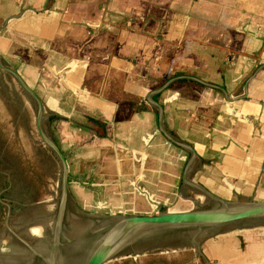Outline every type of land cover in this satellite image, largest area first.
<instances>
[{
	"label": "crops",
	"instance_id": "obj_1",
	"mask_svg": "<svg viewBox=\"0 0 264 264\" xmlns=\"http://www.w3.org/2000/svg\"><path fill=\"white\" fill-rule=\"evenodd\" d=\"M0 56L56 117L84 213L264 202V0H0ZM219 231L207 262L264 264V225Z\"/></svg>",
	"mask_w": 264,
	"mask_h": 264
},
{
	"label": "rangeland",
	"instance_id": "obj_2",
	"mask_svg": "<svg viewBox=\"0 0 264 264\" xmlns=\"http://www.w3.org/2000/svg\"><path fill=\"white\" fill-rule=\"evenodd\" d=\"M33 103L36 107L14 74L0 67V256L37 264L34 259L46 260L58 238L53 256L57 263L83 264L87 250L82 242L95 234L96 227L115 218L84 213L76 202L67 200V194L68 205L58 222L64 169L40 133L38 108ZM50 125L44 108L41 127L53 140ZM215 206L216 202L203 199L182 209ZM256 225H264V216L201 230L162 227L144 231L104 264H210L201 250L205 237L217 230Z\"/></svg>",
	"mask_w": 264,
	"mask_h": 264
},
{
	"label": "water",
	"instance_id": "obj_3",
	"mask_svg": "<svg viewBox=\"0 0 264 264\" xmlns=\"http://www.w3.org/2000/svg\"><path fill=\"white\" fill-rule=\"evenodd\" d=\"M0 67L10 71L23 88L32 96L38 105V127L45 142L52 148L63 165V196L59 208L58 222L63 214L69 185V168L67 160L59 146L54 140L49 138L41 127V120L44 114V104L36 92L24 81L21 75L13 68L2 63L0 58ZM264 216V202L256 201H224L220 200V204L209 209H196L184 212H165L156 215H133L121 216L113 220L103 229L97 230L94 235L82 242L85 247L86 259L83 264H104L110 260L115 254L133 239H136L144 231L153 230L162 227H172L173 229H191L198 228L201 230L206 227H213L236 222L243 219ZM55 245L49 255L44 260L43 257L34 259L37 264H58L54 259L56 249ZM69 243H72L70 240ZM0 264H24L26 260H20L11 256H0ZM44 260L42 263L41 260ZM30 262V260H29ZM65 262V261H64ZM69 262V261H66ZM33 264H36L35 262Z\"/></svg>",
	"mask_w": 264,
	"mask_h": 264
},
{
	"label": "trees",
	"instance_id": "obj_4",
	"mask_svg": "<svg viewBox=\"0 0 264 264\" xmlns=\"http://www.w3.org/2000/svg\"><path fill=\"white\" fill-rule=\"evenodd\" d=\"M35 102V104H36V107H35V105H34V103H33V106L37 109L38 108V105H37V102L36 101H34ZM56 117L55 116H50L49 118H48V121H49V123H51L54 119H55ZM103 124L100 122V126H102ZM54 152V151H53ZM54 154L56 155V153L54 152ZM57 156V155H56ZM58 157V156H57ZM2 197H0V204L2 205Z\"/></svg>",
	"mask_w": 264,
	"mask_h": 264
},
{
	"label": "bare ground",
	"instance_id": "obj_5",
	"mask_svg": "<svg viewBox=\"0 0 264 264\" xmlns=\"http://www.w3.org/2000/svg\"><path fill=\"white\" fill-rule=\"evenodd\" d=\"M44 232V231H43ZM45 232H46V230H45ZM70 235V234H69ZM47 237V236H46Z\"/></svg>",
	"mask_w": 264,
	"mask_h": 264
}]
</instances>
